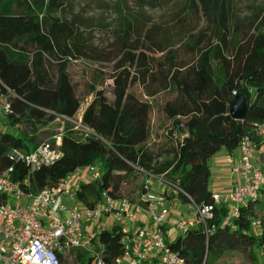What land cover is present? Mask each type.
Listing matches in <instances>:
<instances>
[{"label":"trees","instance_id":"trees-1","mask_svg":"<svg viewBox=\"0 0 264 264\" xmlns=\"http://www.w3.org/2000/svg\"><path fill=\"white\" fill-rule=\"evenodd\" d=\"M164 1L137 3L156 7ZM193 2L199 4L206 26L189 38L194 48L217 63V76L213 75L207 86L203 71L194 64L177 63L170 49L164 60L155 61L150 73L153 92L177 88L187 111L181 116L168 102L161 104L164 122L156 130L160 133L164 126L168 128L156 135V143H150L154 106L130 88L138 73L149 72L142 66L146 52L141 47H145L146 38L158 47L152 36L154 25L144 31L143 38L135 28L134 44L131 34L125 33L120 56L107 58L112 62L108 74L93 82L85 80L84 92L78 93L79 84L72 83L69 64L89 57L91 46L72 18L51 15L63 10L70 0H0V96L7 95L11 109L6 114L8 124H23L16 135L0 133V164L8 163L5 154L11 148L29 152L52 137L54 134L44 127L58 116L72 118L83 99L92 94L99 99L98 110L90 102L81 114L82 124L91 132L83 140L76 139L70 124L65 122L60 156L34 173L33 190L54 186L78 168L97 164L99 178L81 182L75 191L82 207H92L101 192L124 198L120 195L121 184L134 173L163 175L189 196L177 191L180 202L211 204L210 157L220 149L233 151L244 136L250 138L256 150L264 144L258 133L264 124V0L241 20L235 16L232 0ZM234 33H242V39L228 55ZM106 79L112 83L110 101L103 88L97 87ZM234 90L244 94L247 105L241 119H233L228 111L235 98ZM165 155L169 159L160 160ZM260 196L264 197V188L257 199L239 206L238 215L228 226H222L228 208L216 204L206 220L207 233L194 227L172 241L165 239L180 258L179 264H215L227 251L240 252L250 262L247 264H263L255 254L257 248L264 250V218L256 214ZM253 219L260 220L257 235L251 232ZM97 240L105 263L112 264L122 251L119 227L100 231ZM78 259L81 264H91L88 256L83 259L78 254Z\"/></svg>","mask_w":264,"mask_h":264},{"label":"built area","instance_id":"built-area-1","mask_svg":"<svg viewBox=\"0 0 264 264\" xmlns=\"http://www.w3.org/2000/svg\"><path fill=\"white\" fill-rule=\"evenodd\" d=\"M6 99L7 95L0 96L3 115L11 112ZM78 123L85 134L91 132L81 117ZM60 143L61 133L29 152L11 148L5 154L8 163L0 164V264H61L62 258L74 250L84 252L91 264H106L97 236L113 226L119 227L122 251L112 264H179L180 258L168 247L163 231L170 208L164 192L153 191L152 185L163 184L189 196L163 175H148L134 199L101 192L92 207H82L75 191L81 182L99 178L95 165L85 166L86 170L76 176V170L67 174L54 186L33 190L34 173L59 158ZM237 149L239 158L231 173L239 178V184L225 192H211V204L187 203L190 212L174 224L179 233L194 227L207 233L206 220L222 200L230 205L222 221V226H228L238 215L240 205L259 197L264 188V170L252 164L255 145L244 136ZM250 225L259 228L260 220L253 219Z\"/></svg>","mask_w":264,"mask_h":264},{"label":"rangeland","instance_id":"rangeland-1","mask_svg":"<svg viewBox=\"0 0 264 264\" xmlns=\"http://www.w3.org/2000/svg\"><path fill=\"white\" fill-rule=\"evenodd\" d=\"M232 1L235 16L239 20L248 16L253 7L261 2V0ZM51 15L61 18L66 17L67 19L72 18L76 29L91 46L89 57L73 60L69 64L71 81L73 84H79L77 86L78 93L84 92L83 82L85 80L93 82L94 79L98 80L99 77L108 74L112 62H109L107 58L120 56L125 33L131 34L130 41L134 44L137 37V34L133 32L135 28L139 33L138 36L143 38L144 31L152 25L155 26L152 36L158 47L151 44L147 38L145 39V47H141L146 52L142 66L147 67L149 72L138 73L137 80L130 88L140 99L151 102L154 106L150 122L153 131V135L149 140L150 143H156V135H161L162 131L168 128L167 125L161 127L160 133L156 130V127L162 126V122H164L163 114L159 110L161 104L168 102L181 116L187 111L181 93L177 88L172 87L161 93L153 92L150 73L153 71L155 61L164 60L167 50L170 49L174 51V59L177 63L194 64L200 68L203 71L207 86L211 84L213 75L214 78L217 76V63L194 48L189 38L190 34L196 35L199 31L205 30L206 26L199 12V4L193 2V0H166L156 7L140 6L137 0H70V3L63 10L51 12ZM241 39L242 33H234L231 36L227 49L228 55L232 54L236 43ZM159 47H162L163 50H158ZM137 53L138 51H136ZM111 84V80L106 79L102 86L97 85L98 88H103L104 95L109 101L112 99ZM240 93L243 95L242 92ZM90 102H93L95 110H98L99 99L91 94L83 99L80 109L71 120L58 116L53 122L44 127V130L52 135L64 133L66 131L64 129L65 122H68L73 136L76 139L83 140L86 130L79 125L78 118L81 117L82 111ZM262 128L264 132V124ZM22 129L23 124L10 126L6 120V115L0 113V133L8 132L16 135ZM48 138L51 137L49 136L46 139ZM168 159L169 155H165L160 160ZM252 164L264 170V160L258 155L257 150H254ZM94 165L99 169L97 164ZM85 170V167H80L73 173V176ZM145 179L144 174H132L121 184L120 195L134 199ZM155 185L156 183L152 185L153 191H157ZM259 200L260 207L256 209V214L262 219L264 218V197L260 196ZM224 203L222 200L219 204L224 205ZM185 208L186 203H182L179 208L180 212L184 213ZM227 208L230 209L228 203ZM259 230L260 228H251V232L255 235L259 233ZM78 254L83 259L87 258V255L80 250L69 251L62 258V264H81ZM255 254L259 262L264 264V250L257 248ZM247 263L250 262L246 261L244 256L237 251L224 252L215 261V264Z\"/></svg>","mask_w":264,"mask_h":264},{"label":"crops","instance_id":"crops-1","mask_svg":"<svg viewBox=\"0 0 264 264\" xmlns=\"http://www.w3.org/2000/svg\"><path fill=\"white\" fill-rule=\"evenodd\" d=\"M263 124L259 127L258 133L264 138ZM258 155L264 160V144L257 149ZM239 158L238 149H234L231 152L225 149H220L209 159L210 177H209V189L211 192H225L235 188L239 184V178L231 173L232 168L236 164ZM156 183V182H154ZM155 189L157 191H163L166 197V204L169 206L170 211L166 223L163 226L165 239L170 241L176 239L179 235L178 230L174 227L175 222L182 216H186L190 210L187 207L184 209V213L180 212L179 208L183 202H180L176 196L175 190L156 183ZM227 207V203H224ZM87 225V222H85Z\"/></svg>","mask_w":264,"mask_h":264},{"label":"water","instance_id":"water-1","mask_svg":"<svg viewBox=\"0 0 264 264\" xmlns=\"http://www.w3.org/2000/svg\"><path fill=\"white\" fill-rule=\"evenodd\" d=\"M246 107L244 94L237 93L234 100L229 104L228 111L233 119H241L245 115Z\"/></svg>","mask_w":264,"mask_h":264}]
</instances>
